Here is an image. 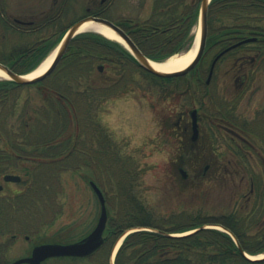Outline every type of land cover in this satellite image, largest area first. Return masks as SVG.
Returning <instances> with one entry per match:
<instances>
[{
	"label": "rangeland",
	"instance_id": "1",
	"mask_svg": "<svg viewBox=\"0 0 264 264\" xmlns=\"http://www.w3.org/2000/svg\"><path fill=\"white\" fill-rule=\"evenodd\" d=\"M153 3L154 0H114L107 14L111 19L124 17L133 23H142L150 17ZM83 6L85 0H77L73 15L82 12ZM244 15L251 20L257 16L251 10ZM210 21L213 28L219 26L214 18ZM196 24L192 30L193 44L199 32ZM46 57L38 60L36 66L39 67ZM121 70L120 83L108 90V95L91 103L88 112L91 124L83 138L86 153L81 157L73 156L67 169L56 171L55 178H48L44 185L46 188L39 189L40 196L34 195L21 203L18 201L23 207L27 205L25 209L15 207L1 213L0 259L9 262L27 255L35 244L48 241L68 243L88 234L100 214L99 202L89 186L90 181L105 196L108 221L122 226L129 223L128 212L138 210L148 216L152 225L173 227L175 231L184 225L197 227L204 221H219L223 215L234 214L247 225L248 234H253L254 221L263 219L261 205L255 203L257 209L254 212L251 206L247 209L244 205L251 179L255 184L252 199L259 198L261 194L264 199V149H207L209 142L205 135L199 140L203 149L167 148L166 115L180 98L177 93L183 88V83L191 80L189 74L181 80L164 81L143 72L130 60L124 62ZM107 76L106 72L96 73L95 78L103 82ZM208 99L203 101L207 108L211 103ZM241 109L249 123L262 119L264 80L258 95L248 102L243 101ZM16 158L13 155L12 175L25 180L22 167L27 164L17 165ZM179 169L188 174L186 178L181 176ZM24 188V182L6 184L0 178V195L7 198L9 204H17V198L12 195ZM141 206L142 210L139 209ZM259 210L261 212L255 213ZM205 227L226 232L219 225ZM134 230L149 231L153 228H134L128 233ZM184 234L187 232L174 236ZM122 243L123 240L114 258ZM194 256L191 259L195 260ZM94 258H51L44 264H92ZM200 262L201 258L192 264Z\"/></svg>",
	"mask_w": 264,
	"mask_h": 264
},
{
	"label": "flooded vegetation",
	"instance_id": "2",
	"mask_svg": "<svg viewBox=\"0 0 264 264\" xmlns=\"http://www.w3.org/2000/svg\"><path fill=\"white\" fill-rule=\"evenodd\" d=\"M113 1L85 0V6L81 8L83 11L73 15L77 0H0V64L14 73L24 72L28 66L35 64L47 54L72 24L88 17L109 20L128 34L127 26L133 23L130 19L124 17L118 20L111 19L107 14ZM244 12L248 13L249 10ZM254 13L257 14L256 18L252 17L253 20H251L244 15V18H241L244 19L242 23L240 19H230L216 21L219 26H215L217 27H214L215 29L211 24L210 27L208 25L202 56L194 68L182 77L161 79L181 80L188 74L191 78L189 82H182L184 86L177 93V96H180L179 102L174 103L175 106L172 109L169 108L166 115L167 148L203 149L199 145V140L200 136L205 135L209 142L207 149H264V116L252 124L245 119L244 110L241 109L243 101L248 102L258 95L264 80V11L256 8ZM58 34L61 35L56 40ZM204 98H209L210 107L207 108V105L203 104ZM85 153L86 149H84ZM179 173L183 178L188 175L183 169H179ZM0 178L3 179V177ZM23 181L21 178L19 183ZM254 186L251 179L250 190L245 196L244 205L247 209L251 206L252 212L257 209L256 204L264 209L262 194L261 197L252 199L255 196ZM12 196L24 198L21 193H15ZM2 198L3 196L0 195V199ZM258 212L261 210L255 213ZM215 221L217 220L204 222L208 226L220 225ZM254 223L253 234H248V227L244 226V244L238 243V245L244 253L256 256L264 252V217L260 222L256 219ZM186 227L190 225L179 228ZM152 228L151 233L170 238H179L173 235L195 229L175 231L176 228L173 227L168 229L154 225ZM120 231V229L109 231L107 226L102 234L103 243L97 250L88 257L70 259L84 260L95 257L92 264H110L116 241L125 230L115 236ZM199 231L217 230L204 228ZM217 232L222 234L221 238L224 237L225 233ZM12 238L15 239L16 236ZM25 239L27 240L28 237ZM53 243L64 244L54 241L35 244L27 255L9 262L0 259V264H11L16 260L29 257L35 246ZM145 246L139 247L132 244L123 247L120 257H117V254L113 264L123 260L129 264H137L140 261L144 264H152L158 259L168 261L177 258L185 259L187 264H192L193 261L197 263L200 258V264H234L239 260L233 259V255L241 256L237 247H235L237 252H234L229 248L231 245L223 240L200 244L186 242L179 250L165 248L167 244L163 243L148 242ZM158 246L160 249L156 248ZM259 249L262 251L256 252ZM153 253H155L154 258ZM193 254L195 260L191 259ZM4 256L5 253L2 258ZM244 260L254 262L245 257ZM255 262H264V258Z\"/></svg>",
	"mask_w": 264,
	"mask_h": 264
},
{
	"label": "trees",
	"instance_id": "3",
	"mask_svg": "<svg viewBox=\"0 0 264 264\" xmlns=\"http://www.w3.org/2000/svg\"><path fill=\"white\" fill-rule=\"evenodd\" d=\"M256 8L264 11V0H212L208 9V23L212 18L214 22L238 20L244 18V10L256 12ZM197 15L198 0H154L150 17L142 23L128 25V35L148 58L162 60L191 47ZM129 60L132 57L119 44L86 32L70 42L55 70L44 80L26 86L0 80V177L13 173V155L17 157V165L22 162L27 164L22 167L26 187L21 192H15L23 194L24 198H17V204H9L7 198L0 199V216L2 212L7 213L15 207L25 209L27 205L23 207L18 201L30 200L39 189L46 188L44 185L48 178L56 177V171L70 166L69 160L72 161L73 156L83 155V147L86 146L84 134L91 124L88 114L91 103L108 95V90L120 83L122 65ZM36 65L37 62L19 74L33 70ZM99 66L108 75L103 82L95 78L96 73H100ZM139 209L142 210V206ZM126 217L129 223L124 226L109 221V231L120 229L117 236L128 228L152 227L148 216L139 210L128 212ZM220 218L215 222L228 229L243 245L245 223L234 214ZM190 228H194V225L179 230ZM221 235L217 231H198L188 236L170 238L151 232H136L125 238L117 257H120L123 247L132 244L146 247L148 242L167 244L165 248L179 250L186 242L200 244L223 240L231 245L228 246L230 250L237 252L232 240L227 235L221 238ZM156 248L160 249V246ZM152 257H155V253ZM233 259L239 260L234 264H264L248 262L240 255H233ZM118 264L129 263L123 260ZM137 264L144 263L140 261ZM152 264L187 262L179 258L168 261L158 259Z\"/></svg>",
	"mask_w": 264,
	"mask_h": 264
},
{
	"label": "water",
	"instance_id": "4",
	"mask_svg": "<svg viewBox=\"0 0 264 264\" xmlns=\"http://www.w3.org/2000/svg\"><path fill=\"white\" fill-rule=\"evenodd\" d=\"M211 0H199V10H198V25H199V40L196 49V53L192 61L182 70L174 71L171 73H162L154 70L150 64L149 59L136 47V45L130 40V38L125 34V32L120 29L118 26L113 24L112 22L97 18V17H88L83 20H80L74 24H72L68 30L63 35L58 50L50 63L49 67L39 76L34 77L32 79H27L26 75H18L11 70L7 69L5 66L0 64V71L6 75L7 80L14 82L17 85L25 86L30 85L32 83L41 81L48 77L52 71L57 66L59 60L61 59L62 55L64 54L66 48L68 47L70 41L79 33V27L86 22H93L95 24H99L101 26L106 27L110 31H112L120 40L121 44L126 48V50L130 53V55L134 58L137 65L144 70L145 72L152 74L156 77L160 78H171V77H178L185 75L194 66L198 63L200 57L202 56L204 42L207 35V13L208 8ZM7 181H18L19 178L15 176H5L4 178ZM90 186L92 187L93 191L95 192L99 203H100V215L97 221L96 226L94 227L93 231L86 236L84 239L67 244H44L37 246L33 249L31 256L29 258L20 259L15 261L12 264H41L47 258L53 257H85L91 254L95 249H97L102 243V233L105 228L106 219H107V212L105 207V202L102 193L96 187L93 182H90ZM198 230V229H197ZM196 231V230H195ZM241 255L246 257L244 252L237 246ZM247 258V257H246ZM258 261V260H256Z\"/></svg>",
	"mask_w": 264,
	"mask_h": 264
},
{
	"label": "bare ground",
	"instance_id": "5",
	"mask_svg": "<svg viewBox=\"0 0 264 264\" xmlns=\"http://www.w3.org/2000/svg\"><path fill=\"white\" fill-rule=\"evenodd\" d=\"M86 31H94V32L100 34L101 36H103L104 38H107L109 40H112V41H115L118 43H122L121 40L112 31H110L106 27L101 26L99 24H95L93 22L83 23L79 27L78 32H86ZM198 40H199V32L197 33L196 40H195L191 49H189L188 51L181 53V54L172 55L164 61L150 60L149 61L150 66L154 70H156L158 72H162V73H171L174 71L182 70L194 58L195 53H196V49H197V45H198ZM56 52H57V49H55L52 53H50L45 58V60L42 62V64L39 67H37L34 71L29 73L28 75H26V78L32 79L34 77L41 75L49 67L50 63L52 62V60L56 54ZM0 78H6V75L1 71H0ZM36 193L38 195L41 194L40 192H36ZM117 246H116V248H117ZM116 248H115V250H116ZM263 257H264V254H260L257 256H250L249 258L252 260H255V259H262Z\"/></svg>",
	"mask_w": 264,
	"mask_h": 264
}]
</instances>
